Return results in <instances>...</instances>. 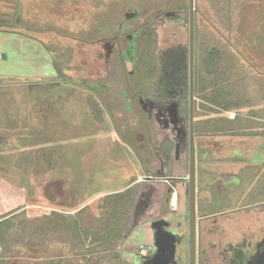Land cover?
<instances>
[{
	"label": "rangeland",
	"instance_id": "rangeland-1",
	"mask_svg": "<svg viewBox=\"0 0 264 264\" xmlns=\"http://www.w3.org/2000/svg\"><path fill=\"white\" fill-rule=\"evenodd\" d=\"M15 2L16 4L18 2L22 7L20 27L15 29L18 34L0 31V47L1 49L6 47L14 50L13 52L17 57L16 60L9 59L5 62L1 57L3 52L1 51L0 67L3 70L9 69V71H20L24 67L28 76L31 75L38 80L33 84L35 98L38 94L43 96L46 91H49L48 93L53 98L50 101L48 100L51 105L53 103L57 105V100L54 97L59 92H64V94L82 92V98L75 101L81 103L83 113L86 109L90 114L88 109L91 107L90 103L96 104L97 112H99V125L93 126V130H89L87 134L83 131L81 135L82 139L87 138L96 142L94 151H92L94 155L91 156V153L88 152L86 155L89 157H86L84 163L85 166H90L92 175L95 177L93 179V192L96 194L87 196V198L109 192L108 190L116 189L120 191L124 189L122 178H127L125 177L128 174L126 170L131 167L129 161L138 160L140 156L143 160L144 158L147 159L148 145L157 140L159 130L154 120H149L147 114L143 112L139 103V101L142 103V99L139 100L132 93L131 85L133 86L137 80H141L138 75V79H136L134 62L129 59L118 58L116 55L117 50L114 48L112 53L115 54L108 55L106 48L102 46L103 41L101 39L109 41L117 34L123 33L119 46L120 49L127 50L130 43L126 35H134L147 20H152L156 30L157 42L153 48V54L159 59V75L157 82L150 75L146 77V81L150 87H157L158 92L161 93L159 95L161 99H157L156 92L152 90L151 96L147 98L146 105L150 106L153 101H167L169 96L176 98L179 100L181 113H183L182 116L185 120L187 103L189 102L190 82L189 0H0V16L4 18L3 14H15V9H13ZM196 8L197 12L195 10V13L198 24L202 26L206 19L202 16L207 14L203 12L200 3L197 4ZM168 11H174L176 16H166ZM128 15H133L134 19L129 20ZM123 22L128 23V29L122 30L120 28V23ZM201 26L197 29L198 35L194 42H197V44H194L196 55L197 53L203 55V52L217 44L216 36L210 34L205 25L206 31L204 32L209 35H201ZM20 33L29 34L30 37L20 35ZM202 42H205L204 46H202ZM22 55L27 56L28 60L22 59ZM53 58L58 62L64 61L63 65H67L68 68L65 70V74H67L66 81L69 83L58 84L54 83L56 80L50 79V77L57 74L53 68ZM200 62L198 61V64ZM87 92L88 94L91 93L93 98L90 95L87 96ZM196 96L198 94H194V101ZM88 97L92 99H88ZM67 101L69 102L66 106L72 99H67ZM106 117L108 120H113L111 128L107 124ZM161 138L160 136L159 139ZM115 139H119V141L117 142ZM106 140L108 144L114 140L123 146L119 150L121 163L116 164L114 158V166L113 163H109L108 158L112 153H109L107 147L103 146ZM196 140L199 144L201 142L205 144L208 139L197 136ZM137 141L141 143H137ZM222 145L207 142L206 147L209 153L207 158L203 159L199 157L198 149L195 148V157H197L196 203L199 201L204 203L213 202L211 191L212 184L215 183L216 188L221 190L222 194H226L225 199L221 197V203L219 204V207L225 210L216 217L215 232L210 235L209 239L213 242H219L221 246H226L229 243L237 244L241 242L244 236L250 234L253 238L260 240L264 237V178L258 179V181L256 179L257 189L260 192L255 195V185L246 186L250 172L253 174V170H244L241 173V165L242 168L252 167V169L259 171L261 167H264V163H259L257 168L255 164L235 163L233 162L234 142H229L225 147ZM101 150L104 152H100ZM141 150L145 154H142ZM225 159L229 160L225 161ZM201 167L207 168V170L202 173ZM226 172H235L241 175L243 180L241 188L236 189L235 184L232 183L228 185L229 190L224 189L222 181L227 180ZM5 175L8 174L0 172V176L3 177L0 178V215L11 213L35 218L50 214V211L43 209L45 207L43 204L41 205L39 197L37 200L26 194V180L22 176L13 179L12 175L9 178ZM87 175L85 174L87 179L92 177L89 170ZM111 176H114L116 181H110ZM144 180L147 185L142 189L140 201L142 200V204L147 201L144 209L146 219L143 218L140 223L150 221L160 213L169 217L172 216L164 209V206L160 211L157 210L159 201H164L167 198L173 202V208L177 209L175 212L178 213L181 208V206L180 208L177 207L178 204L185 208L183 217L185 229L189 197L188 179L184 180V187L178 188L181 191H173L174 188L169 191L168 187L165 188L162 199L158 195L161 192L158 188L160 187V181L154 179ZM251 180L255 183V178L251 177ZM174 181L177 183L176 181L180 180L176 179ZM22 185L25 186V190L21 188ZM64 188L65 195L59 201V207L68 209L79 206L81 203L80 198L78 197V202H70L71 196L65 186ZM156 191L157 194L154 195ZM251 194L252 200L257 201V204L254 203L253 207L250 208H243L242 206H245L244 203L247 202L245 197L249 198ZM100 196L93 198L88 206L85 205V207L90 208L92 215L99 214L98 205L105 195ZM175 197H177V201H175ZM65 203L66 205H64ZM76 212L78 211H63L62 213L72 216ZM211 223L207 222L209 226H211ZM76 252L71 249L68 243L57 238L13 237L12 245L6 251V257L8 262L11 261L9 263H16L17 261L35 264L38 260L52 259L54 261L63 257L66 259L64 264H86ZM12 256L17 259L12 260L10 258Z\"/></svg>",
	"mask_w": 264,
	"mask_h": 264
},
{
	"label": "crops",
	"instance_id": "crops-1",
	"mask_svg": "<svg viewBox=\"0 0 264 264\" xmlns=\"http://www.w3.org/2000/svg\"><path fill=\"white\" fill-rule=\"evenodd\" d=\"M194 3L196 12V6L200 3L203 12L207 14L202 16L206 19L205 22L203 21L205 24L203 23L201 26L198 24L194 11V42L195 31L199 26L202 29L201 35H209L204 32L206 26L207 31L216 36V46H219L220 50L232 52L235 57L232 66L226 59L219 60L220 76L226 77L231 72L230 76L234 86L229 96L230 101L227 98L229 92L220 90L219 101H222L223 108H218L220 111L218 115L231 119L238 117L239 122L243 123L239 135L201 137L208 139L206 143L215 142L217 145L223 144V147L229 142H234L233 162L255 164L257 168L259 163H264V0H194ZM204 43L202 42V46L205 45ZM1 51L7 55L6 59H3L5 62L9 59L16 60L17 56L13 52L14 50L6 47L1 49L0 47V55ZM22 59L27 61L28 57L22 55ZM26 72L24 67L20 71L3 70L0 67V172L8 174L5 175L8 178L12 175L13 179L22 176L26 180V194L37 200L39 197L41 205L43 204L45 207L43 209L50 213L53 211H79L99 195L103 197L109 193L123 191L134 184H141L130 228L118 243L115 252L121 251L126 258H129L132 252L140 250L141 244L151 245L153 218L143 224L140 223L143 218L146 219L144 209L147 201L145 204L143 203L144 207L141 203L142 200L140 201L142 189L147 185L144 179L160 181L158 188L161 192L158 195L161 199L164 197V189L167 187L169 191L173 188V191H181L178 188L184 187V180L188 179L189 162L186 153L175 157L173 142H164L163 146L154 141L148 145V156L147 159L144 158L145 161L140 155L138 160L129 161L131 167L126 170L128 174L125 177L127 178H122L124 189L120 191L108 190L109 192L87 198V196L96 194L93 192L95 177L92 175L90 166H85L84 163L86 157H89L86 155L88 152L91 153V156L94 155L92 151H94L96 142L87 138L82 139L81 135L83 131L87 134L93 126L99 125L97 105L90 103L91 107L88 108L90 114L86 109L83 113L81 103L75 101L82 98V92H70L69 94L59 92L54 97L57 100V105L49 103L50 99H53L48 93L49 91H46L43 96L38 94L35 98L33 84L38 80L31 75L28 76ZM56 78V76L50 77L53 81ZM88 95L92 94L87 92ZM44 99L46 100L44 101ZM67 99H72L68 104L69 107L66 106L69 102ZM227 103H232V107H226ZM209 117L211 115H201L197 116L196 120ZM106 121L111 128L113 120H108L106 117ZM115 140L119 141V139ZM195 141L197 142L196 139ZM117 142L112 140L108 144L106 140L103 144L109 153H112L109 155L108 161L113 163V166L115 160L116 164L121 163L119 150L123 146ZM206 143L203 146H206ZM199 145H202V142ZM134 152L137 151L134 150ZM141 153L145 154L142 150ZM253 153L255 154L252 155ZM228 160L225 159V161ZM11 165L14 166L12 169ZM88 170L92 175L90 179L85 177ZM246 170H253V174L250 172V178L253 177L257 181L264 178V167H261L259 171L252 167ZM0 178L3 177L0 176ZM109 179L116 181L114 176ZM176 179L180 181L175 183ZM63 185L71 196L70 202H78V197L80 198L79 206L68 209L59 207V201L65 195ZM21 188L25 190L24 185ZM175 201H177V197H175ZM171 202V199L167 198L164 201H159L157 210L160 211L164 206V209L169 213L177 211ZM178 206L181 208L178 213L176 212L177 220L183 222L185 208L181 204ZM139 234L143 235L140 240L138 239Z\"/></svg>",
	"mask_w": 264,
	"mask_h": 264
},
{
	"label": "trees",
	"instance_id": "trees-1",
	"mask_svg": "<svg viewBox=\"0 0 264 264\" xmlns=\"http://www.w3.org/2000/svg\"><path fill=\"white\" fill-rule=\"evenodd\" d=\"M21 8V5L15 2L13 6L15 14H3L4 18L0 16V30L18 33L15 29L20 27ZM20 34L30 37L29 34ZM195 35L196 40L197 31H195ZM135 41L136 45L131 57H133L136 67V79L140 78L141 80H137L135 85H131L132 93L138 99H147L153 90L157 94L155 97L161 99L159 96L161 93L158 92L157 87H150L146 81V77L150 75L157 82L159 75V59L153 54V48L157 42L152 20H147L139 28ZM128 56L129 53H126L122 59H127ZM234 58L232 52L220 50L219 46L209 48L203 52V55L201 53L196 55L194 46V94H198L194 101V116L196 118L201 115H211L207 119L194 120L195 136L241 134L240 129L243 128V123L239 122L238 117L231 119L218 115L220 112L218 108H223L222 101H219L220 90L229 92L227 94L229 99L234 86L230 76L231 72L226 77L220 76L219 60L226 59L232 66ZM198 61L201 62L198 64ZM64 63V61L58 62L53 58V67L57 72L54 83L65 84L67 82L65 70L68 67L63 65ZM189 105L188 102L187 113H189ZM226 107H232V103H227ZM140 190L141 184H134L123 191L105 195L99 202L98 215H92L89 207H83L72 216L58 211L35 218L11 213L0 215V252L2 253L0 254V264L8 262L6 251L10 249L13 237L57 238L68 243L74 252H115L118 243L130 228Z\"/></svg>",
	"mask_w": 264,
	"mask_h": 264
},
{
	"label": "flooded vegetation",
	"instance_id": "flooded-vegetation-1",
	"mask_svg": "<svg viewBox=\"0 0 264 264\" xmlns=\"http://www.w3.org/2000/svg\"><path fill=\"white\" fill-rule=\"evenodd\" d=\"M166 16H176L174 11L166 12ZM134 16L128 15L127 18L131 20ZM134 19V18H133ZM127 20V19H126ZM125 20V21H126ZM128 21V20H127ZM120 28L122 30L128 29V23H120ZM138 32V31H137ZM133 34L126 35V38L129 41V46L127 50L120 49L119 43L123 37V33L117 34L109 41H104L101 39L102 46L107 50V54H115L113 48L116 51L118 58H122L124 54H128L127 59L134 62L132 56V51L136 45L135 35ZM124 53V54H123ZM121 55V56H120ZM190 94V92H189ZM142 98H139L141 100ZM190 100V97H189ZM147 99H142L141 107L143 112L147 114L149 120H154V123L158 126L159 133L157 134V142L164 146V142L171 141L174 144V156L179 157L182 153H186L188 157V162L190 161V147H191V126H190V115L187 113L186 119L184 120L180 109L179 100L169 96L167 101H153V104L150 106L146 105ZM190 103V101H189ZM190 106V105H189ZM190 108V107H189ZM190 112V109H189ZM162 137L159 139V137ZM193 137L195 142V148L198 149L199 157L201 159L207 158L208 148L206 146L199 145L195 141L196 136L194 133L193 127ZM197 159V157H196ZM246 167L241 169V173L246 170ZM207 168L201 167V172H205ZM197 172V170H196ZM208 172V171H207ZM189 173V171H188ZM227 180L222 181V185L226 190L228 185L234 183L235 188H241L243 180L240 174L235 172H226ZM229 177V178H228ZM216 181V180H213ZM212 184V183H211ZM254 186L255 195L258 194L257 182L255 183L249 177L248 184L246 186ZM216 183L212 184V195L213 202H197L195 205V254L194 259L192 260L191 251H190V206H189V197H188V207H187V222L186 228L184 229L183 222L177 220V214L175 211L170 213V217H166L164 214H159L154 217V220H165L168 222L167 228L173 231L178 237L177 240V249L171 254L169 251L163 252L159 251L154 247V229L151 245L141 244L140 250L134 251L131 253L129 258L125 257V254L121 251L111 252V251H95L92 253L89 252H80L77 251V255L83 259L86 264H249L252 260L253 255L257 251L258 243L260 240L253 238V236L246 235L243 237L241 242L237 244L229 243L226 246H221L219 242H213L209 239L210 235L215 232V222L216 217L225 210L220 208L219 204L221 203V197H224L226 194H222L221 190L216 188ZM261 187V186H260ZM189 191V188H188ZM157 194V191L154 192V195ZM243 208L253 207L254 203L257 204V201L252 200L251 197L246 198ZM220 201V202H219ZM176 209V208H175ZM174 209V210H175ZM151 221V222H152ZM207 222H212L209 226ZM214 225V227H212ZM138 239L140 240L143 235L139 234ZM145 248V249H144ZM144 251V252H143ZM1 253V252H0ZM9 258V257H8ZM12 260L17 259L16 257H10ZM60 257L59 260H38L35 264H64L66 261L65 258ZM11 262V261H9ZM8 264H26L24 262H12ZM34 264V263H33Z\"/></svg>",
	"mask_w": 264,
	"mask_h": 264
},
{
	"label": "water",
	"instance_id": "water-1",
	"mask_svg": "<svg viewBox=\"0 0 264 264\" xmlns=\"http://www.w3.org/2000/svg\"><path fill=\"white\" fill-rule=\"evenodd\" d=\"M194 0H189V76H190V126H191V147H190V161H189V206H190V251L192 260L195 254V205H196V157H195V142L193 137V123H194ZM6 59L7 55H1ZM168 222L165 220H155L152 222L154 229V247L159 251L171 254L177 249L178 237L176 234L167 228ZM249 264H264V238L258 243L257 251L253 255Z\"/></svg>",
	"mask_w": 264,
	"mask_h": 264
}]
</instances>
